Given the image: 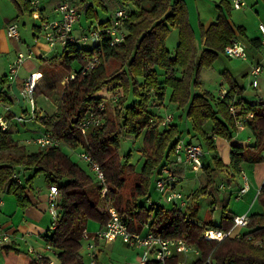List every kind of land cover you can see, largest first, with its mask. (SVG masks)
Listing matches in <instances>:
<instances>
[{
    "label": "trees",
    "instance_id": "obj_1",
    "mask_svg": "<svg viewBox=\"0 0 264 264\" xmlns=\"http://www.w3.org/2000/svg\"><path fill=\"white\" fill-rule=\"evenodd\" d=\"M10 2L20 15H31L30 0ZM106 3L112 10L107 8ZM222 5L229 13V4L223 2ZM79 6L84 17L90 22L96 20L100 27L111 26L115 13L124 10L128 17L117 28L124 35L123 41L111 46L110 36L101 31V40L95 41L90 49L80 48L77 43L64 47L61 65L67 71L75 60L81 63L78 70H82L83 56L96 55L100 64L84 75L80 71L75 72L76 77L57 94H51V89L47 92L51 94L55 108L38 115L35 121L45 131L61 138L63 145L37 147V151L28 152L26 146L12 137L16 126L8 125L5 130L0 129V195H12L17 205L25 209L30 204L26 185L34 177L43 175L48 185L57 186V225L41 239L53 248L60 264L84 263L80 254L82 232L89 221L103 228L109 219L107 209L110 206L121 217L129 219L128 228L131 231L141 233L148 229L163 238L182 239L192 245L199 251V257L191 264H203L208 258L212 264H264V182L256 196L261 211L249 214L247 233L240 237L229 236L220 242L205 240L203 234L207 229L229 231L235 215L232 212L222 213L220 222L214 223L212 220L201 221L198 214L197 201L207 192L214 191L212 186L216 171L227 168L236 175L245 162H264V101L261 100L258 105L247 104L241 98L242 88L228 78L224 99H215L207 91L196 92L199 73L212 67L218 54L223 53L224 47L235 36L223 11H218L215 21L207 27L199 24L198 43L184 0H92L91 4L82 1ZM96 9L111 15L100 20ZM170 28L178 31V44L173 54L165 45ZM236 30L244 33L242 27ZM250 42L253 46L257 43L261 45L258 39ZM112 60L118 68L108 73L107 63ZM104 88H108L111 96L112 93L117 96L113 112L108 113L104 106L99 113L102 123L90 131L81 132L79 127L87 113L97 110L100 104L105 105V99L98 96ZM167 88L171 90L170 104L191 121V136L198 140L196 143L201 145L203 152H215V139L230 142L238 131L236 116L229 112L230 101L235 102V106L244 104L254 112L253 119L245 127L253 138L252 144L244 148L231 146L227 167L215 155L212 159L214 167L203 164L201 170L205 182L186 198V207L180 211L156 203L142 204V200L150 197L152 175L170 162L175 144L183 140L176 125L169 123L162 129V119L149 110L153 102L164 99ZM142 132L140 153L144 161L140 171L136 172L128 162L129 154L121 161L119 138L122 134L138 137ZM64 148L72 151L80 148L100 166L107 186L105 195L101 194L94 175L73 162ZM25 171H32V176L25 178ZM173 173L182 175L180 170ZM14 174L19 175L20 183L13 178ZM131 175L136 179L134 193L126 196L122 189ZM226 205L227 200L223 207ZM211 207L215 204L212 203ZM0 252L3 264H16L20 253L9 244L3 245ZM179 259L176 256L161 264H178ZM147 264L160 263L149 261Z\"/></svg>",
    "mask_w": 264,
    "mask_h": 264
},
{
    "label": "built area",
    "instance_id": "obj_2",
    "mask_svg": "<svg viewBox=\"0 0 264 264\" xmlns=\"http://www.w3.org/2000/svg\"><path fill=\"white\" fill-rule=\"evenodd\" d=\"M32 6L31 15L34 19H39V0H30ZM243 0H233L232 8L234 10H240L244 6ZM56 12L59 15V19L43 23L40 27L39 33L43 36L46 42L50 46H54L56 43L61 44L65 47L70 43L82 42L83 44L89 40L100 41L102 36L101 31H104L108 36H110V45H119L123 41V33H119L118 27L122 24L123 19H127V13L124 10H118L115 13V19L111 23V26L103 25L100 27L99 24L96 25L92 30L76 36L74 34V27L79 21V13L77 8L70 3L69 0H61L56 7ZM260 33V41L262 47H264V24H259L258 26ZM6 34L9 38L14 40H19V33L17 26L14 23L8 24L6 27ZM223 53L225 56L231 59H246L245 48L241 42L231 39L229 43L224 47ZM33 57L32 52L29 51L27 54L22 52L17 53L14 60L8 66V73L6 79L8 82H14L18 76V70L25 60L31 59ZM83 66L82 70H79L81 75L91 72L95 67L100 64L98 56L94 55L91 60H88L87 56H83ZM261 68L254 66L251 69V76L254 77L251 85L253 87L258 86L257 75L260 73ZM76 73H72L68 76H63L59 81V84L65 86L69 81L76 77ZM41 75L37 73H31L24 80L22 88L20 89V96L26 101L28 105V110L25 115H12L11 120L18 124H25L35 120L38 115H43L45 110L36 101L34 92L38 86ZM227 94V90H221L219 94L220 99H224ZM235 102L230 101L229 112L236 116L235 127L237 130H243L254 117V112L248 110L243 104L242 106H235ZM104 104H100L97 110H91L87 113L86 117L80 124V131L87 132L102 123V119L99 115L104 110ZM5 111L10 112L9 106H5ZM172 115H167L163 124L170 123L172 120ZM8 126L7 120L0 117V129L5 130ZM24 145H35L38 148L44 147H58L63 145L61 138L54 135L51 132L44 131L31 140H25ZM203 149L200 144H195L191 142H185L184 140H178L175 144L174 154L175 163L186 166L190 171L197 172L203 168ZM80 158L87 163L92 174L94 175L98 185L101 187V194L105 195L107 193V186L105 182L104 174L100 166L87 154L85 151L78 153ZM264 158V156H262ZM155 175L157 179L155 181V191L160 194L163 202L169 206L174 207L177 210H184L186 207V199L177 190V180L172 172V168L168 163L156 170ZM243 177V186L239 188L236 192V199H239L241 195L246 193L249 189L248 179L244 172H241ZM13 178L20 183L19 175L14 174ZM59 195L56 185H48L47 187V201H48V211L51 216L50 230L55 229L58 219V202ZM107 212L109 214V219L103 228L95 232H88L84 230L81 235V242H86V259L83 264H100L98 257L97 246L98 243L102 242L103 245H110L117 240L132 250H142V253L137 254V264H147L149 261H154L155 263H164L165 261L176 257L187 255L190 252L195 253L199 256V251L195 249L192 245L188 244L182 239H169L163 238L160 235L154 234L151 231L147 233H138L131 231L128 228L129 219L127 217H121L116 209L112 206L108 207ZM233 226L229 231L221 230H211L207 229L204 231L203 238L209 241L220 242L224 238L229 236L239 237L238 234L233 235V231L236 228L246 227L249 222V215L243 214L240 216H234ZM10 240L9 233L0 230V246L7 244ZM46 252L51 253L55 256V261L45 263ZM28 253L34 256L35 261L38 264H60L56 258L53 248L49 245H44L40 250L29 249ZM178 264H185V262L179 261ZM203 264H212L208 258Z\"/></svg>",
    "mask_w": 264,
    "mask_h": 264
},
{
    "label": "rangeland",
    "instance_id": "obj_3",
    "mask_svg": "<svg viewBox=\"0 0 264 264\" xmlns=\"http://www.w3.org/2000/svg\"><path fill=\"white\" fill-rule=\"evenodd\" d=\"M42 1L46 2L47 0H42ZM81 1L82 0H71L73 4H76V8L77 9L79 8V10L81 9V7L79 6ZM210 1L218 3L220 0H210ZM225 1L226 3L231 2L232 4L233 0H225ZM256 1H257V6L254 4ZM243 2L245 5L240 10H234L231 6L229 10V13H230L229 17H231L230 18L231 21L234 22L235 19H237L238 17H242L245 19L246 23L250 26L251 31H254L255 29L258 30L259 24L260 23L264 24V2H262L261 0H243ZM53 3H54V0H53ZM87 3L89 2L87 1ZM106 5H107V8H109V10H112V7H110L108 3H106ZM128 8L133 9L131 6H128ZM213 10L216 12L217 8H215V6L212 4L210 6H204L202 11L203 13L204 11H208L209 13L210 11L213 12ZM49 13L50 12L47 11V14ZM98 13L100 14L101 11H98ZM110 15L111 13H109L108 15L100 14L99 18L100 20H104L107 17H110ZM206 17L207 18L205 19H208V20H205V21H209L210 20L209 16L206 15ZM5 20L16 22L19 36L21 37V40L23 41L22 43H20L19 52L27 54L28 49L31 48L33 44L36 42V38L32 36V33H33L32 25L33 24L38 25V22L33 20L28 14L20 15L19 12L15 10L10 0H0V27L4 24ZM87 21L88 20L83 15L81 19V26L84 27L85 31L88 32L89 30H92L94 27H96L97 21L93 20L91 21L92 23L87 22ZM196 26H197V22H196ZM78 28L80 29V26H78ZM4 30L6 32V29ZM75 31H76V34L80 32L77 29ZM198 31H199V26H198ZM38 39L45 42V38L41 35ZM14 42L16 41H14L13 39L9 37H7L2 42V44H5L8 50L7 51L4 50L0 52V70H1L0 77L2 75V70H5V67H6L5 62L9 61L10 59H13L17 55V53H19L17 52L18 50H16L17 48ZM95 44L96 42L94 40H89L88 42L84 44L82 42H77V45L83 49H90ZM177 44H178V31L176 28H170V31L165 40L166 49L170 53L173 54L175 52ZM32 55L33 57L31 59L25 60L20 66L19 68L20 73L25 72L26 70L25 66L27 64H33L35 66L33 69H39L37 65H42V66L44 65L43 63H41L39 59L35 57L34 54ZM218 55L219 56H217L216 60L212 64V67L205 68L199 73V80H198L199 86L196 91L198 93H203L205 91L210 92L215 99L219 98V94L221 90L228 89L227 81L222 78V74L225 73L223 72V70L233 69L234 71L237 72V74L241 75L242 77V72L247 70L254 63L251 56H248L246 60L243 61L241 59H229L224 55V53L218 54ZM87 57H88V60H91V57L89 56ZM56 60L58 61L59 57L56 58ZM83 63L84 62H82V64ZM108 63H107L108 73H112L118 68V64L115 61L112 60L109 64ZM80 66H81V63L79 61L77 60L73 61V63L70 66V70L66 71L64 75L68 76L74 72L79 71L78 69L80 68ZM26 75H28V72H26ZM61 79L62 77L61 78L59 76L58 78L55 77V79L53 80L49 88H47L44 91V97H46L47 102L51 103L52 105L54 104H53V99L51 97V94L53 95L57 94L61 88L65 87L59 84V81ZM159 79L162 80V76H160ZM250 80L251 79L248 76L244 78V81L246 82H249ZM50 89L52 93L47 94V92ZM107 91H108V88L102 89L101 92L98 94V96H101L103 99H105V110L107 109L108 113H112L116 105V102L114 100L117 96H115V94L113 93L111 96V93ZM170 94H171V90L167 88L164 92V99L162 101L156 100L158 102L156 101L153 102L149 110H151V112L155 116L160 117V119H162L161 120L162 123H160L161 128L169 124V123L163 124L164 118L167 115H172L171 116L172 120L170 121V124L173 123L174 125L178 127V129L181 132L182 139L185 141L190 140L192 143L198 142L196 138L191 136L192 135L191 121L187 119L185 115L176 108V106L170 104L169 102ZM25 129L33 131L39 128L37 127L36 123L28 122L25 124H18V126L16 127V132L12 135L13 139L18 142L24 139H31V137H33V134L31 132H26ZM142 143H143V132L138 137L122 134L119 138L120 146H119L118 154L120 156V159L123 162L124 157L129 154L128 162L134 167L136 172L140 171L143 165V161H144L140 153ZM222 143L227 144V146L229 145L227 141L217 139V141H215V147H216L215 149H217V147L220 146V144ZM228 149H230V147H228ZM26 150L28 152H34V151H37L38 148L35 146H27ZM63 150L64 152H66V154L69 155V157L71 158L73 162L77 163L81 168H83L91 176H93L87 163H85L78 155V153L81 152L80 148L77 151H72L67 148H64ZM220 150H222L221 146H220ZM202 159H203L202 162L204 163V165L210 166V167L215 166L212 160L213 159L212 152L204 151ZM249 164L250 165H248L245 168V174L248 179V184L251 190L249 194L247 195L243 194L244 196L242 195V198L240 197L239 199H236V195L233 192L237 188L238 184L231 185L232 183L231 182L232 178L230 177L231 172H225L223 170L220 171L219 169L218 171L214 173V181H213L214 183L212 186L214 191L212 193L207 192L206 194L202 195L197 201V205L199 209L198 214H199V218L201 221L212 220V222L214 223H219L222 213L232 212V213L237 214L242 209H245L248 212L249 211L257 212L261 210L258 202H255L256 200L255 195L258 191V189H256L257 188L256 185L260 181H262V179H264V166H262L260 169L259 167H256L257 169L254 170L253 169L254 163L252 164L249 163ZM168 165L171 168H173V164L171 162H168ZM172 172H174L173 169H172ZM24 173H25L24 174L25 178L31 177L33 174L32 171H25ZM174 175L178 183L177 190L182 194L184 199H186L195 189L199 188L205 182V175L202 170L197 171V172L188 171V174H186V176L182 178L181 180H180L181 175H177L176 173H174ZM156 179H157V176L155 174L152 175L150 179V186H151L150 197L148 199L142 200V204H144V206H148L150 203H156V204H160L161 206L165 208H169L170 206L166 204L165 202H163L160 194L155 191ZM235 180L237 182L239 181L240 183L239 187L243 186V181H241L239 177L236 178ZM135 181L136 179L134 175H131L130 177L127 178L126 184L122 189V193L124 195L129 196L130 194L134 193ZM251 183H254V184L251 186ZM47 186L48 185L43 175H38L34 178L32 187L35 192L43 193L46 191ZM222 186H224V188L228 187L227 189L229 188L232 189L233 194L229 196V200H228V194H227L229 192L228 191L227 193L224 192L225 190L221 189ZM226 200H227V205L224 208L223 204L226 203ZM212 203L215 204V207H211ZM46 205H47L46 206V209H47L46 216L52 222L51 217L49 216L50 214H48L49 213L48 212V202H46ZM240 215H243V214H238L237 216H240ZM246 233H247L246 227L236 228L233 231V235L238 234L239 237ZM140 253H142V250H132L128 248L127 246L123 245L121 241L118 240L117 242H114V244L112 243L111 245L107 246V248L104 250L102 255L99 256V259L103 264H137L136 255ZM80 254L82 258L85 260L86 259V256H85L86 255V242L85 241L81 242ZM198 257L199 256L196 255L195 253L190 252L187 255L180 256L179 260L182 262H185V264H191Z\"/></svg>",
    "mask_w": 264,
    "mask_h": 264
},
{
    "label": "crops",
    "instance_id": "obj_4",
    "mask_svg": "<svg viewBox=\"0 0 264 264\" xmlns=\"http://www.w3.org/2000/svg\"><path fill=\"white\" fill-rule=\"evenodd\" d=\"M60 1L61 0H54V3H53V0H47L46 2L39 0V17L40 18L34 19L32 17V15H29L33 20L38 22V25H36V24L32 25V29H33L32 30V32H33L32 36H34L36 38V42L33 44V46L31 48L28 49V52L31 51L32 54H34L35 57L37 59H39L41 61V63H43L44 65L43 66L37 65V67H39V69H33L35 67L33 64H27L25 66V68H26L25 72L20 73L19 72L20 69H19L18 70L19 74H18L16 80L14 82H8L6 79V76L8 73V66L14 60L15 57L13 59H10L9 61L5 62L6 67H5V70H2V75L0 77V117L7 120L8 125H14L17 127L18 123L11 120L12 115H25L27 113L28 105H27L26 101L22 99L19 92H20V89L22 88L24 80L31 73H37V74L41 75V79L39 80L38 86L36 87V90H35L36 95H34L36 98V101L39 103L40 106L43 107L45 112H49L50 110H54V108H55L54 105L47 102V98L44 97V91L47 88H49V86L52 84L55 77L58 78V76H59L61 78V77L65 76L64 73L68 70L63 65H61V61L63 59V54H64V47L59 43H56L54 46H50L46 42V40H45V42H43L38 38L40 37V34H41V33H39V31H40L39 29L43 23H47V22H51V21L59 19V15L57 14L55 9L58 6ZM69 1L72 5H74L76 7V4H73L71 2V0H69ZM82 1H84V2L88 1L91 4V2H90L91 0H87V1L82 0ZM184 2H185L186 7H187L190 25L192 27V30H193L195 36H196L197 41H198V33H199V31H198L199 24L203 25L204 27H207L210 23L215 21V18L218 14V11H220V10L223 11V13L225 14V16L227 18V21H228L230 27L232 28V30L235 33V36L232 39H235L236 41H239L242 43V45L245 48L246 58L248 56H251L254 63L252 64L251 67H249L247 70L242 72V77H241V75L237 74L236 71L231 69V70H223V72H225L224 73L225 75H222V78L224 80H226V78H228V80L233 81L238 87L242 88L243 91H242L241 98L247 104L258 105L261 100L264 101V47H262V45H260V43H257L255 46H253L250 42V40H253V39L260 40L259 29L258 30L255 29L254 31H251L250 26L246 23L245 19L242 17H238L237 19H235V21H234L235 23L233 21H231V19H230L231 17H229L230 13H226L223 9L222 3L226 2L225 0H220L218 3L212 2L210 0H184ZM227 3L229 4V6L231 8V2L230 3L227 2ZM212 4L215 6V8L219 7V8H217V11L215 12L213 10V12L210 11L209 13H208V11H204V13H203V11H202L203 7L204 6H210ZM254 4L257 6V1ZM15 10H16V8H15ZM47 11H49L50 13L47 14ZM98 11H100V10L96 9L97 13H98ZM78 13H79V21L74 27V34L76 36H80L81 34L87 32V31H85L84 27L81 26V19H82L83 14H82V12H80V10H78ZM100 14H102V13H100ZM206 15L209 16V18H210L209 21H205V20H208V19H205V18H207ZM191 17H193V18H191ZM88 22H90V21L88 20ZM196 22H197V26H196ZM206 22H208V23H206ZM9 23H14L16 25L15 21L11 22L9 20H5L4 24L0 27V52H2L4 50H6V51L8 50V48L5 46V44H2V42L8 37V36H6L7 34H6L4 29H6V26ZM78 26H80V29L78 28ZM237 27H242L244 33L240 34L236 30ZM76 29L78 31H80L77 34L75 31ZM14 41H16V42H14L16 45V48H17L16 50H18L17 52H19L20 51V43H22L23 41L21 40L20 36H19V40H14ZM198 43H199V41H198ZM58 57H59V60L57 61L56 58H58ZM229 59H231V58H229ZM244 60H246V59H244ZM254 66H258L261 68L260 73L256 77V79L258 80V86L257 87H253L251 85L252 81L254 80V77L251 76L250 72ZM26 72H28V75H26ZM224 76H225V78H224ZM247 76L250 77V79H251L249 82L244 81V78ZM5 106H9L10 112L5 111ZM3 112H4V114H3ZM29 123H36L37 127L39 128V129H35L33 131L25 129L26 132H31L33 134V137H31V139H33L35 136H37L38 134L45 131V129L39 123H37L35 120H32ZM31 139H24V140L20 141L19 143L24 145L23 142L25 140H31ZM187 141H190V140H187ZM215 141H217V139H215ZM252 142H253V138H252L250 132L248 131L247 128H244L243 130H238L233 135L231 141L228 142L229 143L228 146L225 143L220 144V146L222 147V150H220V146H218L217 149L215 150V152H212V155L219 157L222 160V163L227 167L230 163V159H229L230 149H228V147L231 148V146L236 145V146H240V147L244 148V147L252 144ZM195 144H198V143H195ZM27 146H35V145L30 144V145H26V147ZM77 150L78 149H76L75 151H77ZM170 162L173 164V168H172L173 170L182 171V175L180 177V180L182 178H184L186 176V174H188V171L190 172V170L186 166L175 163V157L173 155L170 158ZM249 163L250 162H245L244 164H242V168H241L240 173L236 174V175L231 170H229V171L226 170L227 168L223 170L225 172H231L230 173V177L232 178L231 179V182H232L231 185H233V184L237 185L238 184L237 188L233 191L235 193V195H236V192L239 190V188H241V187H239L240 186L239 181L237 182L235 179L239 177L241 179V181H243V177L241 175V172L243 171L245 173V168L248 165H250ZM262 166H264V162L254 163L253 169L256 170L257 169L256 167H259V169H260ZM34 178H33V180H34ZM33 180L28 185H26V196H27L28 200L30 201V204L25 209H21L17 205L16 200L12 195H7V194L0 195V230L9 233L10 240L7 242V244L13 245L20 252L19 256L17 258L16 264H28L29 262H32L33 264H38L35 261L34 256L32 254L28 253V250L29 249H34V250L42 249L45 244L43 243L41 237L44 236L46 233H48V230H50L51 221L46 216V210H47L46 209V206H47L46 202H48L47 201V188H46V191L43 193L42 192H40V193L35 192L33 190V187H32L33 186ZM45 181H46V179H45ZM262 182H264V179H262V181H260L256 185L257 186L256 189H258V191H259V188H260ZM253 184L254 183H251V186ZM227 188L228 187L224 188V186H222L221 189L222 190L224 189L225 190L224 192H226V193L228 191L229 193H227V194H228V196H230L231 194H233L232 189L231 188L227 189ZM250 190H251V188L249 189L248 192L244 193V195L249 194ZM258 191H257V193H258ZM257 193L255 196H257ZM240 197L242 198V195ZM255 202H256V200H255ZM259 211H261V210H259ZM259 211H257V212H259ZM254 212H256V211H254ZM246 213L249 215L252 212L251 211L248 212L247 210L242 209L237 214H235V213H233V214L235 216H237L238 214H246ZM99 229H100L99 224L92 222V221L88 222L87 228H86V230L88 232H90V233L95 232ZM148 231H149L148 229H144L141 233L145 234ZM117 241H115V242H117ZM2 246H0V249ZM107 246H109V245L105 246V245H103L102 242L98 243V246H97L98 257L100 255H102V253L107 248ZM44 255L46 256L45 263L55 261V256L52 255L51 253L46 252ZM136 258H137V255H136ZM99 261H100V259H99ZM0 264H3L1 252H0ZM100 264H103V263L100 261Z\"/></svg>",
    "mask_w": 264,
    "mask_h": 264
},
{
    "label": "bare ground",
    "instance_id": "obj_5",
    "mask_svg": "<svg viewBox=\"0 0 264 264\" xmlns=\"http://www.w3.org/2000/svg\"><path fill=\"white\" fill-rule=\"evenodd\" d=\"M9 24H11V23H9ZM7 27V26H6ZM233 219V218H232Z\"/></svg>",
    "mask_w": 264,
    "mask_h": 264
}]
</instances>
